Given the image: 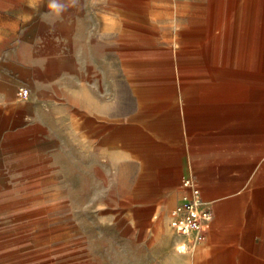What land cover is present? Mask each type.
<instances>
[{"label":"rangeland","instance_id":"obj_1","mask_svg":"<svg viewBox=\"0 0 264 264\" xmlns=\"http://www.w3.org/2000/svg\"><path fill=\"white\" fill-rule=\"evenodd\" d=\"M48 3L0 0V264H178L155 232L181 177H161L169 150L150 143V114L218 76L184 44L217 29L244 39L246 4L79 0L56 16Z\"/></svg>","mask_w":264,"mask_h":264},{"label":"crops","instance_id":"obj_2","mask_svg":"<svg viewBox=\"0 0 264 264\" xmlns=\"http://www.w3.org/2000/svg\"><path fill=\"white\" fill-rule=\"evenodd\" d=\"M241 1L243 8L246 4V18L254 21L241 32L244 39L234 42L232 35L222 39L217 29L214 36L208 33L206 38L184 44L195 47L187 48L185 56L214 62L212 70L218 76L204 74L207 80L201 88L193 80L175 98L166 97L159 112L150 114V124L155 125L150 143H165L169 150L160 153L161 177L171 181L193 177L212 212L194 249L177 254L171 249L172 241L178 244L182 239L168 236L169 211L180 196L177 187L181 185L166 192L165 212L155 235H161L160 252L167 245L170 253L165 258L178 264H264V23L258 0L249 6L248 0ZM237 48L238 59L228 55ZM178 101L181 118L177 112L173 119L171 108ZM12 105L10 101L6 107ZM80 146L84 149L86 143ZM142 212L138 217L147 223L149 208Z\"/></svg>","mask_w":264,"mask_h":264},{"label":"built area","instance_id":"obj_3","mask_svg":"<svg viewBox=\"0 0 264 264\" xmlns=\"http://www.w3.org/2000/svg\"><path fill=\"white\" fill-rule=\"evenodd\" d=\"M29 95V88L21 85L17 89V97L24 99ZM183 188V200L177 202L170 210V223L175 234L186 241V244L193 245L199 234L205 228V225L212 218V212L201 197L198 183L191 176L181 179ZM195 232L193 240L186 237L189 233ZM184 241V242H185ZM185 244V243H184ZM177 252L184 253L185 248L176 247Z\"/></svg>","mask_w":264,"mask_h":264},{"label":"clouds","instance_id":"obj_4","mask_svg":"<svg viewBox=\"0 0 264 264\" xmlns=\"http://www.w3.org/2000/svg\"><path fill=\"white\" fill-rule=\"evenodd\" d=\"M78 4L79 0H49L47 7L50 13L60 16L67 11L68 8L76 7Z\"/></svg>","mask_w":264,"mask_h":264},{"label":"bare ground","instance_id":"obj_5","mask_svg":"<svg viewBox=\"0 0 264 264\" xmlns=\"http://www.w3.org/2000/svg\"><path fill=\"white\" fill-rule=\"evenodd\" d=\"M183 194L178 198V200H177V202H179V201H182L183 200ZM176 202V203H177ZM175 203V204H176ZM174 204V205H175ZM173 205V206H174ZM172 209V208H171ZM170 209V210H171ZM169 218H170V211H169ZM163 228V227H162ZM167 229V228H166ZM173 234H175V231L173 230V228L171 227V223H170V228L168 229V236H173ZM176 235V234H175ZM177 236V235H176ZM195 236H196V233L195 232H192V233H189L188 235H187V239L190 241V240H193V239H195ZM162 237H163V235H162ZM168 238V237H167ZM181 238V237H180ZM164 240V239H163ZM165 241V240H164ZM163 241V242H164ZM185 240L184 239H182L178 244H176V246L179 248V249H181V247L183 246L185 249V251L187 250L186 249V247L189 245V244H186V241L184 242ZM167 242H169V241H167ZM166 242V243H167ZM185 243V244H184ZM176 251H177V249H176ZM170 253V251L168 250V248H166L165 249V255L167 256L168 254Z\"/></svg>","mask_w":264,"mask_h":264}]
</instances>
